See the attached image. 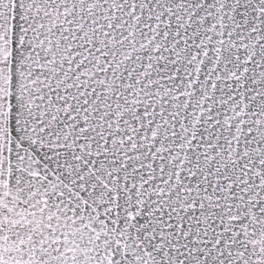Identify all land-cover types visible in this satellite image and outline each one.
I'll return each mask as SVG.
<instances>
[{
  "label": "snow or ice",
  "instance_id": "6c2138e0",
  "mask_svg": "<svg viewBox=\"0 0 264 264\" xmlns=\"http://www.w3.org/2000/svg\"><path fill=\"white\" fill-rule=\"evenodd\" d=\"M0 264H264V0H0Z\"/></svg>",
  "mask_w": 264,
  "mask_h": 264
}]
</instances>
